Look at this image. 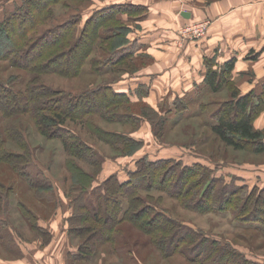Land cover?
<instances>
[{"label":"rangeland","instance_id":"1","mask_svg":"<svg viewBox=\"0 0 264 264\" xmlns=\"http://www.w3.org/2000/svg\"><path fill=\"white\" fill-rule=\"evenodd\" d=\"M24 1L0 0V21ZM210 2L212 0H58L46 7L42 19L24 39L26 47L46 30L67 22L78 20L77 28L81 31L97 11L115 4L123 11L119 14L120 19L103 22L100 28L107 32L118 28V31L123 30L122 34L112 39L98 37L90 45V52L80 63L77 74H73L75 59L82 48L86 49L85 42L75 45L74 52L70 51L72 57L64 56L63 72H32L0 58V81L11 83L16 91L38 85L79 95L112 85L118 91L125 88L132 100H111L114 111L107 109L109 113L105 116L89 112L95 105L104 108L103 99L99 101L101 104L83 99L80 111L87 114L89 121L72 119L63 125L65 130L79 134L92 147L93 156L98 158L97 165L73 158L60 137L43 134L33 111L5 118L0 110V137L5 136L7 143L4 149L23 153L19 143L17 145L18 139L11 134L16 129L21 130L31 150V159L44 175L39 176L35 168H28L29 180L36 184H52V189H34L29 185L31 181L14 170L12 163L0 160V180L13 186L0 207V264H217L203 261L208 247L221 251L224 248L225 256L229 258L236 255L237 262L230 260L223 264H264V195L258 196L259 192L264 194V151H256L254 144L243 149L227 145L210 125L215 122L214 117L224 102L232 98L234 90L254 94L256 101L264 98V84L255 82L257 71L253 65L242 69L237 67L240 59L251 63L259 61L263 65L264 54L260 50L264 45L259 43L257 48L251 45V50L245 53H227L219 43L211 51L207 40L215 23L206 12V5ZM246 8L250 6L245 5L243 9ZM247 15L246 18L252 20V13ZM97 23L93 21L89 33H94L96 28L93 26ZM249 24L252 25L253 21H246V25ZM140 33L151 36L143 37L141 43L138 39ZM126 36L130 41L122 51L130 52L131 56L111 66L113 59L108 58L123 45ZM75 39L74 35L73 39L63 43V47H51L45 60L62 52L63 48L70 49ZM253 39L249 38L247 42L250 44ZM198 45H202L205 51L199 54L201 59L194 57L197 54L191 51V47ZM34 50L29 53H36ZM233 58L235 67L231 80L222 83L218 90L211 89L204 82H175L174 75L171 77L174 82L168 80L171 83L166 85L157 76L168 70H177L179 74L185 72V75L189 73L184 70L186 65L192 63L194 68H203L200 73L205 79L209 67L223 73L226 63ZM263 115L259 111L255 124L258 121L264 123ZM123 135H130L141 143L128 146ZM145 156L150 160L181 161L189 166L200 163L210 171V175L186 174L185 179L191 174L189 179L197 184L180 197L157 188L138 192L145 205L151 204L153 209L163 211L172 220L165 221L163 229L158 231L161 219H156L158 225L145 227L148 232L155 228L152 234L158 231L167 241L175 235L168 225L179 232L191 228L209 238L205 244L197 234H189L191 244L183 242L185 237L181 236L174 246L167 243L168 251L175 252L165 256L151 234L133 227L130 222H123L113 231L112 236L120 234L116 240L103 242L105 236L100 230L104 228L106 232L107 222H97L92 216L94 222L81 220V216L91 213L85 207L84 189L67 161L76 162L82 170L90 172L94 178L89 185L94 188L101 186L112 174L118 175L120 180L128 179L129 171L135 170L137 161ZM21 160L25 161V158ZM17 161L23 164V161ZM148 173L146 171L144 177H148ZM213 177L218 180L210 184L209 178ZM182 179L176 178L175 186H182ZM233 186H244L239 197H236L238 193L233 191ZM229 190L232 194L227 195ZM209 200L213 205L208 204V207ZM124 204H128L127 198H124ZM153 209H146L145 215H154ZM109 214L101 213L102 219H108ZM89 224H96L90 233L79 234L76 230ZM187 245L192 247L186 248ZM83 246L87 251L82 255ZM188 253H197V257L191 259Z\"/></svg>","mask_w":264,"mask_h":264},{"label":"trees","instance_id":"2","mask_svg":"<svg viewBox=\"0 0 264 264\" xmlns=\"http://www.w3.org/2000/svg\"><path fill=\"white\" fill-rule=\"evenodd\" d=\"M57 1L58 0H25L22 5L16 6L14 11L8 13L7 16L2 21H0V58H4L11 64L32 72H45L47 70L63 72L62 63L64 62V56L72 57V52L70 51L74 52L76 46L80 45L81 42H85L87 43L86 49L82 48L81 52L78 53V57L75 59L73 74H77L80 71V63L82 64L83 59L87 57L88 53L90 52V45H92L93 42L98 39V37L112 39L114 37H118L119 33L122 34L123 32V30L118 31V28L109 32L100 28L101 25H103V22L120 19L119 14L123 11L120 9V6L115 4L111 7L97 11L92 18L88 19L85 27L81 31H78L77 28L78 20L67 22L66 24L57 25L46 30L39 39L31 44V46L26 47L23 44L24 39L29 36L31 29L35 26L39 19H42V15L45 12L46 7ZM93 21L98 23L96 26H93L96 28L94 33H89V26L92 25ZM74 35L76 37L74 42L75 44L70 49L65 50L63 48L62 52L56 53L51 57V59L47 61L45 60L49 57L48 50L51 47H56V45L57 47H63V43L69 39H73ZM125 39L126 41L123 43V45L116 48L112 55L109 56L108 60L113 59V61L110 62L111 66L115 63L121 62L124 58L131 56L130 52L122 51L130 41L127 36ZM34 48L37 51L34 50ZM32 49L36 51V53H29V51H32ZM115 56L117 57L116 59ZM234 67L235 58L229 60L226 63L223 73L212 67H209L206 71V76L203 81L204 84L213 90H218L222 83H228L231 80L230 76ZM251 95L253 97H251ZM255 96L256 95L250 93L241 94L238 90H234L232 93V98L225 101L222 107L216 113L214 117L215 122L210 124L211 129L216 134V136L227 145H231L236 149H243L248 147V144H254L256 151H264V128H259L255 125V120L259 111L264 113V98L260 97L261 99L256 101L255 99L257 97L255 98ZM251 98H254V100L251 101ZM83 99H90L96 104H99L103 99L101 103L105 102L104 108L95 105L89 109V112L94 111L95 113H100L105 116H107V113H109L107 109L114 111V108H112V105L114 104L111 100L123 99L127 102L132 101L130 95L127 92L118 91L112 85H105L104 90L91 89L79 95H72L69 93L56 92L51 87H40L38 85L31 87L29 86L24 91H16L11 83L0 81V110L2 111V114L5 116V118H9L21 112L33 111L38 121L40 131L43 134L47 135L48 137H60L64 142L66 151L70 154V156L72 155L73 158L90 161L97 165L98 158L93 156L95 154H93V151L91 152L92 147H90V145L84 141L79 134L75 135V133L73 134L71 131L65 130V128H63V125L68 120L80 119L84 122L88 120V117H86L87 114L80 111L82 106L81 100ZM177 110L181 109L177 108ZM98 129H96V131ZM11 134H13V136L18 139L17 145L19 143V148L23 150V153L19 151L15 152L10 149H4V144L7 143L5 142V136H3L0 137V160L7 163H12L15 167L14 170L17 171L18 174H20V176L26 179L28 182L31 181L29 180L28 168H35L39 176H44L41 168H39L38 165L31 159V150L23 137L22 131L16 129L15 131H12ZM123 136L125 143H127L128 146H131L132 143H141V141L130 135ZM24 158L25 161L21 160ZM17 159L19 161H23V164L18 163ZM70 161H67V164L70 166V169L73 171L79 183H81V186L84 189L83 194L85 197L83 196V199L85 202V207L88 208L92 214L83 215L80 218L85 222H94L90 218L92 216L97 222H107L106 232L104 231V228L100 230L104 233L103 236H105V238L102 240L103 242H106L110 239L116 240L117 235L120 236V234L112 236L113 231L118 229V227H120L123 222H130L133 227H137L139 230L147 232L149 235L151 234V238L153 240L156 239L155 243L165 256L175 252V250L173 252L168 251V248L166 247L168 242H171L172 246H174L176 243H179L181 236H184L185 238H182V241L191 244L192 238L189 236V234H197L195 233L196 231L192 230L191 228H187V230H180L179 232L177 229H172L171 225H168L170 226V231H172L175 235H171L167 241L164 237V234H158L157 232L163 229L162 225L164 222L170 221L171 219H169L170 217L165 216L163 211H156L153 209L151 204L145 205L143 203V197H141L138 192L157 188L159 190H164L171 195L180 197L181 195L189 193L191 188L197 184V182L189 179L191 174H189V177L187 176L186 179L184 178L185 175L188 173H201L202 175H205L206 173L210 175V171L205 166L200 163H195L190 166L184 165L181 161L174 163L175 161L166 158L150 160L147 156H145L137 161V167L135 170L129 171L128 179L120 180L118 175L112 174L101 186L91 188L89 184L93 180L94 176L91 175L90 172L82 170V168L77 166L76 162L71 163ZM179 168L181 170H179ZM146 171L149 172L148 177H144ZM176 178L177 180H183L182 186H179V184L178 186H175V182H177ZM209 179L210 184H214L218 180L214 177ZM29 185L32 188L39 190L52 189L51 183L36 184L31 181L29 182ZM12 189V185L8 186L7 183L0 180V207L2 201L5 199V196H8V193H11ZM232 189L239 194L241 193V190L244 189V186H233ZM261 190L263 191V189ZM204 194H206L205 191ZM230 194L232 193H230L229 190L227 195ZM238 194L236 197L240 196V194ZM261 195L264 194H260L259 192L258 196L261 197ZM124 198H127L128 200L127 205L124 204ZM191 202L193 203V200H191ZM206 203L207 202H204L205 205ZM208 204L213 205V201L209 200L207 205ZM148 208L153 209L155 214L145 215V210ZM222 208L223 206L221 209ZM106 212H110V214L108 215V219L106 218V220H103L101 213ZM141 217L142 220H140ZM156 219H161L159 225L156 223ZM150 224L158 225V231H156V233L152 234L155 228L150 232L147 231L145 227L149 226ZM95 225L96 224H89L88 227H81L80 229L77 227L76 230H78L79 234L90 233L91 230L95 229ZM150 228L153 229L152 226ZM120 230L122 229L120 228ZM100 231L98 233H100ZM197 236L202 239L203 243L204 241H207V239L209 240V238L206 237L204 233H199ZM210 242L213 243V241ZM198 245L199 243H197V246ZM189 247L191 248L192 246L187 245L186 248ZM82 248V253L80 250H78V252L83 255L87 250L84 246ZM216 249L217 248L208 247L206 250L207 255L205 258H203L205 263H208V261H214V263L217 262V264H223L224 262L228 263L230 260L237 262L238 259L236 255L233 258H229L228 256H225L226 253L224 248L222 251ZM129 255L131 256V252H129ZM188 255L191 259L197 257V253H188Z\"/></svg>","mask_w":264,"mask_h":264},{"label":"crops","instance_id":"3","mask_svg":"<svg viewBox=\"0 0 264 264\" xmlns=\"http://www.w3.org/2000/svg\"><path fill=\"white\" fill-rule=\"evenodd\" d=\"M245 5H249L250 8L243 9ZM206 6L207 16H209L213 23H215L212 27L213 30L209 33L210 39L207 40V43L211 44V51H213L214 47H216L219 43L221 48L224 49V52L226 51L227 53H245L250 51L252 46L257 48L259 43L261 46L264 45V0H212V2ZM250 13H252V20L246 18L248 17L247 14ZM246 21H253V24H249V26H247ZM145 36V33H140V37L138 38L139 42H144L143 37ZM149 36L151 35L146 36V38H149ZM146 38L145 41L147 40ZM249 38H254L250 44L247 42V39L249 40ZM230 43L233 44L230 46ZM204 47L207 48L206 46ZM262 47L264 48V46ZM262 47L260 51H263L264 54V49ZM191 51H194L197 55L193 56L199 59H201L199 54L205 52L202 45L191 47ZM258 62L259 61L254 60V62L251 63L248 60L240 59L237 67L240 66L239 69H242L246 65H253L255 71H257V76H254L255 82L257 83L259 81L260 84H264V64L261 65V63ZM184 70L189 73L184 75L185 72L183 74H179V71L177 70H168L157 76L160 80H163L162 84L166 85L174 82L171 78L172 75H174V80L177 78L175 82L180 81L185 84H194L195 82L199 84L204 81L202 76L204 74L200 73L203 72V68H194L192 63H188L186 65V69ZM194 72H196V76L194 75ZM181 78L182 80H180ZM122 90L126 91L125 88H122ZM261 119H264V115ZM255 125L256 127L264 128V123L262 124L259 121Z\"/></svg>","mask_w":264,"mask_h":264}]
</instances>
